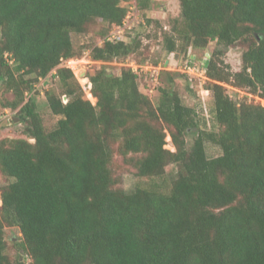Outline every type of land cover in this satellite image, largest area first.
I'll return each mask as SVG.
<instances>
[{"label":"trees","instance_id":"16d2710c","mask_svg":"<svg viewBox=\"0 0 264 264\" xmlns=\"http://www.w3.org/2000/svg\"><path fill=\"white\" fill-rule=\"evenodd\" d=\"M123 1L0 0V85L13 92L8 105L33 138L0 140V174L9 179L0 187V264H26L5 253L6 226L18 227L27 264H264V0H179L182 19L163 29L173 60L215 42L204 56L210 131L182 103L172 71H161L154 105L131 67L86 76L92 102L73 71L59 66L78 55L71 32L96 18L108 24L105 35L122 24ZM135 2L144 10L149 0ZM125 35L93 45L91 57L134 53L142 41ZM237 42L241 68L233 71L223 56ZM54 69L62 91L46 99L59 118L46 129L26 90ZM226 85L258 100L237 101ZM189 131L196 135L187 148ZM166 136L175 150L165 147ZM205 141L221 153L209 157ZM115 152L138 176L161 177L169 163L178 171L169 184L127 191L116 186Z\"/></svg>","mask_w":264,"mask_h":264},{"label":"rangeland","instance_id":"374dc122","mask_svg":"<svg viewBox=\"0 0 264 264\" xmlns=\"http://www.w3.org/2000/svg\"><path fill=\"white\" fill-rule=\"evenodd\" d=\"M130 5L132 8L135 6V8L131 9L129 13L128 27L130 26V28L128 29L127 27L124 33H129V37L131 38L138 37L141 39L142 44L137 51L127 57H118L111 61L104 62L94 60L91 57V49L93 45H100L102 43V38L105 35L102 34V32L106 31L108 28L106 22L96 18L83 32H71L73 47L78 55L64 59L66 62L64 64H62V62L59 66L66 67L64 65L67 64V60L74 59V61H71L68 65H70L76 77V81L82 90V97L93 102L94 98L91 96L89 89L85 88L84 85L86 83V76L94 74L97 69L104 66L109 73L119 74L123 68L136 67V65L142 63L154 64L155 62L164 63L169 61V66L166 68L161 66V69L164 68L163 70L175 73L172 87L177 90L183 104L195 109L196 117L199 119V128L205 129L206 131L216 130V124L209 110L210 94L205 90L204 84H199V81L192 78L193 76H190L191 79L184 76L183 73L178 70L179 67H183V61L185 62L186 60L185 57L183 58L182 53L173 60L172 54H168L163 47V29H170L173 19H182L179 0H149L144 10L138 9L136 2H132ZM147 17L154 21H159L163 28L156 26L154 22H151L150 25H146ZM126 37L128 38V36ZM214 46L215 42L213 41L208 44L205 49L207 51L202 48L193 47L188 51H190V55H193V58L196 60L204 61L206 52L211 51ZM243 46L244 44L237 42L231 46L223 56L224 61L230 65L233 71H237L241 68V53L243 51ZM10 65L12 64L10 63ZM132 69L134 70V68ZM54 71L55 69L44 78L34 80L32 83V91L26 90V99L30 95L34 96L35 108L40 114L42 123L46 129L53 128L59 118L58 115L51 112L46 99L47 92L61 94L62 91L58 79L53 76ZM136 73L138 75L137 82L139 90L148 95L151 102L155 105L159 96L158 86L162 83L160 80L161 72H159L158 77L155 78L151 77L150 73H145L140 70H137ZM18 77L19 75L15 73V78ZM24 77L32 79L35 76L33 74H25ZM163 79L165 78L163 77ZM226 90L229 96L237 101L242 99H246L247 101L258 100L257 97H254L245 88L239 89L231 85H226ZM62 98L64 101L68 99L65 95H62ZM12 99L13 92L5 89L4 84L0 85V140L3 138L16 137L28 138L27 135L24 134L25 122L20 120L17 114V108H12L8 105ZM195 135L193 131H189L185 135L187 148L191 146ZM165 139V147L170 150H175L168 136H166ZM28 140L33 141V138H28ZM116 145L117 142L113 144L114 147ZM205 149L209 157L221 153V149L210 141H205ZM114 167V173L116 177H118L116 186L127 191L133 190L137 185L143 186L153 181L158 182L163 180L169 184L178 171V165L176 163H169L165 166V172L161 177L138 176L136 174V169L130 164H127L116 152L114 154ZM8 181L9 179L6 176L0 174V187ZM4 238L6 241L5 253L12 259L18 258L19 255H21L27 264L29 259L25 256L24 249L21 246V233L18 227L6 226L4 228Z\"/></svg>","mask_w":264,"mask_h":264},{"label":"built area","instance_id":"2783aa9c","mask_svg":"<svg viewBox=\"0 0 264 264\" xmlns=\"http://www.w3.org/2000/svg\"><path fill=\"white\" fill-rule=\"evenodd\" d=\"M136 0H128L123 1L122 4H126L128 5V10H127V14L125 16V18L122 21L121 25H117L115 27H113L108 34H106L103 38H102V42L104 40L106 41H119L121 40L123 37L126 38V33L125 30L128 27V22H129V13L131 11V9H134L135 6L132 8V6L130 5V3L132 4V2H135ZM130 28V26L128 27V29ZM191 54V53H190ZM71 61H74V59L72 60H67V64H65L64 66L66 67H70V65H68V63H70ZM66 62V60H63L64 64ZM183 67H179L178 70L186 75H188V77L191 79L190 76H193L192 78L194 80L199 81V84H204L207 80V77L205 75V65H204V61H198L195 58H193V55H189L188 58H186L185 62L183 61ZM131 66V65H129ZM163 66L164 68H166L167 66H169L168 61L164 62V63H157V64H152V63H142L140 65H136V67H131L134 68L135 72H137V70L143 71L145 73H150L151 77H158L159 72H161V69ZM139 67V69H138ZM206 90V89H205ZM207 91V90H206Z\"/></svg>","mask_w":264,"mask_h":264}]
</instances>
